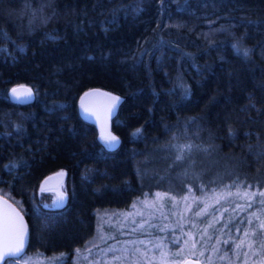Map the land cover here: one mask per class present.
Returning a JSON list of instances; mask_svg holds the SVG:
<instances>
[{"label":"trees","instance_id":"trees-1","mask_svg":"<svg viewBox=\"0 0 264 264\" xmlns=\"http://www.w3.org/2000/svg\"><path fill=\"white\" fill-rule=\"evenodd\" d=\"M21 83L33 101L10 100ZM91 87L123 97L111 121L115 147L79 114L78 96ZM59 169L65 201L44 205L40 181ZM155 190L163 213L135 235L149 240L138 264H179L188 248L153 251L175 232L206 248L219 210L245 247L229 262L208 253L204 263L247 264L257 253L264 0H0V193L21 209L29 236L4 264L59 252L68 264L94 234L98 210L125 213Z\"/></svg>","mask_w":264,"mask_h":264},{"label":"rangeland","instance_id":"rangeland-1","mask_svg":"<svg viewBox=\"0 0 264 264\" xmlns=\"http://www.w3.org/2000/svg\"><path fill=\"white\" fill-rule=\"evenodd\" d=\"M257 193L258 190L251 192L255 197L258 195ZM40 194L42 203L47 206L61 205L64 203L66 197L62 185L56 189L40 190ZM163 194L164 192L155 190L151 195H142L139 198L140 201H138L140 205L135 202V204L128 207L125 213L121 208H104L98 210L94 234L74 250L71 261L68 264H115L120 261L126 264L127 261L125 259L132 260L130 262L133 264H138V260L145 261L147 249H144V247L149 244V240L138 239L135 235L139 230H145L147 228L152 215L163 213L162 210L160 211L157 206L153 205V198ZM61 195H63L62 201L58 199ZM257 199L261 201L260 196ZM257 199L254 200L259 201ZM150 203L151 205H149ZM214 219H223V223H220L214 228L216 231L213 230V234L210 236L206 245L207 249L205 247L197 248L192 242L188 243V236L185 232L183 234L180 231L171 234L170 236L172 237L158 243L153 250L154 253H157L156 249L159 247L165 251H169L173 244L176 243L180 249L183 248L184 250L188 248V251L184 253L186 255L185 257H197V259L201 260L202 264H205L204 259L207 258L208 253L210 258L218 256L223 258L227 257L225 262H229L231 255H237L245 247L241 236L242 234L237 229L234 230L228 227L233 218L226 215L224 211L219 210L215 212ZM108 224L109 226L106 228L105 226ZM224 228L229 233L226 236L222 235ZM116 233L121 235L120 238L114 236ZM259 244L260 246H257L256 249L254 248L255 250L253 249L254 251L257 250V253L253 258L248 257L249 260L246 259L245 263L257 264V259H263L264 238ZM64 259H66L65 252L48 256L34 253L18 260L16 264H61L65 261ZM144 264L150 263L147 262Z\"/></svg>","mask_w":264,"mask_h":264},{"label":"water","instance_id":"water-1","mask_svg":"<svg viewBox=\"0 0 264 264\" xmlns=\"http://www.w3.org/2000/svg\"><path fill=\"white\" fill-rule=\"evenodd\" d=\"M20 86L32 89L31 97H17L12 93L13 88L23 91ZM8 97L16 103H29L34 100L35 92L33 88L25 83L12 86L8 90ZM113 97H118V101H114ZM123 97L110 90L91 87L83 91L77 100L78 111L81 117L87 122L92 123L99 136L105 138L107 136L115 137V141L111 144L115 147L119 138L111 129V121L115 116L117 109ZM66 177L65 170L59 169L44 176L39 184L40 190L59 188ZM28 226L26 218L13 200L0 193V253L7 250L9 246L19 245L21 252L13 257L21 256L28 248ZM4 264V261H0ZM179 264H202L199 259L193 257H185Z\"/></svg>","mask_w":264,"mask_h":264},{"label":"snow or ice","instance_id":"snow-or-ice-1","mask_svg":"<svg viewBox=\"0 0 264 264\" xmlns=\"http://www.w3.org/2000/svg\"><path fill=\"white\" fill-rule=\"evenodd\" d=\"M50 38L55 39V37H50ZM249 52H250V50L245 49L244 50V55L247 56L249 54ZM20 87L23 88V91H18L17 88H13L12 89V93L15 96H17V97H31L32 96V89L31 88H28V87H25V86H20ZM113 100L114 101H118L119 98L118 97H113ZM115 139L116 138L113 137V136L105 137V140L109 143V145H111V142L115 141ZM253 195H255V193H253ZM260 195L264 196V192H261ZM58 199L62 201L63 200V195H61ZM262 227H264V226H262ZM20 252H21V248H20L19 245H16L14 247L13 246H9L6 251H4L3 253H0V261H4V260H7V259H10L13 256L18 255Z\"/></svg>","mask_w":264,"mask_h":264}]
</instances>
